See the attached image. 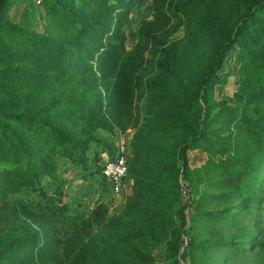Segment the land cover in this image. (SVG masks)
I'll return each mask as SVG.
<instances>
[{"label":"trees","instance_id":"1","mask_svg":"<svg viewBox=\"0 0 264 264\" xmlns=\"http://www.w3.org/2000/svg\"><path fill=\"white\" fill-rule=\"evenodd\" d=\"M23 1L0 0V264L263 259L264 0H37L43 31ZM128 131L110 208L101 155ZM85 172L92 209L69 199Z\"/></svg>","mask_w":264,"mask_h":264},{"label":"rangeland","instance_id":"2","mask_svg":"<svg viewBox=\"0 0 264 264\" xmlns=\"http://www.w3.org/2000/svg\"><path fill=\"white\" fill-rule=\"evenodd\" d=\"M25 5H27V6L31 5L32 11H33V13L36 16V20L27 21V22L24 21V20H22V21L24 23H27L28 26L31 29H33V30L43 31V28H44V26H43L44 25V21H43L44 11H43V8L41 6H39L37 0H24L22 5H21V7H24ZM150 13H151V6H150V4L147 1H145L143 3V5L133 15L134 16L133 19L135 21H138L139 19L149 17ZM16 20H19V18H16ZM134 42H135V37H134L133 33L132 32L128 33V43H129L128 45H132ZM233 61L236 62L235 55H234ZM233 71L235 72V70H233ZM235 82H236L235 76H231L230 75L229 80H227V83L224 86H221V87L217 88V90H218L217 91V97L218 98H226V97L232 96L234 91H235V89H236V87H237ZM129 137H130V132H126L123 135V139H124L125 144H127V140L129 139ZM119 138H118V136L114 137L113 143H115V144L117 143L118 144L119 143ZM124 150H125V145H124ZM101 151L102 150L100 149V152ZM189 155H190V158H191V162H190L191 169L198 168L197 165H199L204 159H207V155L205 156V154H201V152L200 153L198 152L196 154H193V152H191V153H189ZM102 156H104V153H102ZM104 157H106V156H104ZM204 161H206V160H204ZM202 165L203 164H201V166ZM63 168H65V167H63ZM68 173L69 172L61 173V177L66 178V177L70 176V174H68ZM84 175L85 176H83V177H78V180H75L73 182V191H75V195H76V192H77L78 198L83 199V200H89V193L91 192V191L89 192V190H88L89 186H87V184H89V173L87 174L85 172ZM70 178H72V177H70ZM90 179H92V178L90 177ZM185 190H186V187H185ZM72 194H74V193H72ZM105 198L107 199L108 202L112 201V203L110 204V208L116 207L121 201V198L114 197L112 192L107 193V195H106V197H104V199ZM94 202H96V201H94ZM76 203L77 202H72V207H73L74 211H76V209H78V210L79 209H81V210L84 209L82 207H79L80 204H78V203L76 204ZM88 206H89V202H88ZM186 211H187V214H188L189 209H187ZM187 222H188V217H185L184 218V223L187 224ZM182 250L183 249L181 248L180 251H182ZM159 255H160L159 252H157L156 255H155V257L157 258V262L160 261V258H159L160 256ZM179 261H180V264H191L189 257L185 253L182 256L179 257ZM243 264H245V263H243ZM246 264H264V258L259 260V261L253 260V259H248L246 261Z\"/></svg>","mask_w":264,"mask_h":264},{"label":"built area","instance_id":"3","mask_svg":"<svg viewBox=\"0 0 264 264\" xmlns=\"http://www.w3.org/2000/svg\"><path fill=\"white\" fill-rule=\"evenodd\" d=\"M124 152V145L120 144L118 149L111 155V158L107 157L101 166V174L111 186L113 196L118 198H122L127 187L128 160ZM183 194L185 195V200L190 196L186 190H183Z\"/></svg>","mask_w":264,"mask_h":264},{"label":"crops","instance_id":"4","mask_svg":"<svg viewBox=\"0 0 264 264\" xmlns=\"http://www.w3.org/2000/svg\"><path fill=\"white\" fill-rule=\"evenodd\" d=\"M128 132H130V131H128ZM120 137V138H119ZM118 138H119V143L117 144H113V151H116L117 149H118V146L120 145V144H123V145H126L125 144V142H124V139H123V135L122 136H118ZM191 152H193V154H196V153H200L201 152V154H205L204 152H202V151H200V150H198V149H195V150H191V151H188L187 152V156H188V164H189V167L191 168V165H190V162H191V158H190V155H189V153H191ZM102 156V155H101ZM104 156H106V157H104ZM104 156H102V161H104V160H106L107 159V154L106 153H104ZM205 156H206V154H205ZM106 158V159H105ZM193 160V159H192ZM204 160H206V159H204ZM202 161L199 165H197V167H200L201 166V164H203L205 161ZM101 161V162H102ZM75 180H78V177L76 176V177H74V178H71V180L69 181V183H68V193H69V199H70V201L73 199H78V200H82V199H80V198H78V194H77V192H76V195H75V191H73V182L75 181ZM87 186H89V209H92V208H94L95 207V205L97 204V202H94V201H97V199H98V194H99V191H98V189H97V183L95 182L94 183V185H93V183H92V181H90V179H89V185L87 184ZM74 193V194H72V193Z\"/></svg>","mask_w":264,"mask_h":264}]
</instances>
